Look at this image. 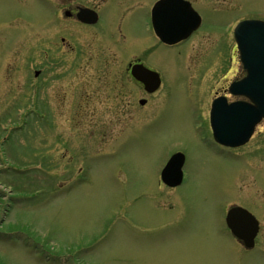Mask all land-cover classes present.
Segmentation results:
<instances>
[{"label":"rangeland","instance_id":"rangeland-1","mask_svg":"<svg viewBox=\"0 0 264 264\" xmlns=\"http://www.w3.org/2000/svg\"><path fill=\"white\" fill-rule=\"evenodd\" d=\"M193 6L203 26L187 43L151 46L149 32L146 62L164 78L154 94L123 78L107 47L51 58L49 118L28 101V58L43 61L33 50L42 31L30 25L29 0H0V264H264V121L224 156L199 98L242 74L233 28L264 18V0ZM176 151L184 184L158 189ZM225 203L259 217L260 247L244 250L224 228Z\"/></svg>","mask_w":264,"mask_h":264},{"label":"flooded vegetation","instance_id":"flooded-vegetation-1","mask_svg":"<svg viewBox=\"0 0 264 264\" xmlns=\"http://www.w3.org/2000/svg\"><path fill=\"white\" fill-rule=\"evenodd\" d=\"M157 1L29 0L32 15L29 20L30 25L35 29L40 27L38 31H42V37L39 41L36 40L33 50L44 57L40 65L34 63L35 55L28 58L31 63L27 84L29 98L47 105L49 101L48 97H45L46 92H43V79L45 80L44 75L47 70L51 69V64L57 63L51 58L81 56L85 44L91 48L107 47L101 50L104 56H120L123 78L129 83L134 81L139 89L145 92L143 85L132 77L131 65L143 62L149 66L146 62L149 32L154 44L156 46L158 44L159 39L151 24L152 7ZM40 42H43L42 45H39ZM194 56V54L190 55L189 58L192 60ZM111 64L110 60L103 67L105 70H112ZM125 84L126 82H123V86ZM225 90L226 87H223L222 92ZM68 97L71 99V95L65 93L61 101L66 104ZM205 99V101L210 100V97ZM181 186H168L161 179L157 183L158 189L169 188L172 192H176ZM223 207V212L226 213L227 204L225 203ZM164 226L169 228L172 225L164 224Z\"/></svg>","mask_w":264,"mask_h":264},{"label":"water","instance_id":"water-1","mask_svg":"<svg viewBox=\"0 0 264 264\" xmlns=\"http://www.w3.org/2000/svg\"><path fill=\"white\" fill-rule=\"evenodd\" d=\"M169 1L160 2L159 7L164 10V18L159 22L155 20V26L164 41L174 43L197 27L199 19L196 15L195 22L192 24L188 22L187 15L180 10V16L172 23V15L176 9L170 11L171 8H166L172 5ZM235 35L247 75L240 81L234 82L230 90L235 94L248 96L253 103L237 101L227 104L223 97L214 103L211 121L215 138L229 145L244 142L251 135L255 124L264 117V21L244 20L237 25ZM134 71L135 75L145 81L150 89L158 86L160 79L157 73L142 66L134 67ZM177 161L181 163V156L178 154L170 160L164 175L168 176V169ZM228 224L247 246L253 245L257 232V220L249 211L242 207L232 208L228 214Z\"/></svg>","mask_w":264,"mask_h":264}]
</instances>
